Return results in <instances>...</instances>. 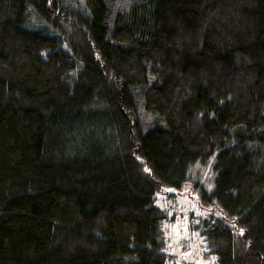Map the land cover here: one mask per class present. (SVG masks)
Returning a JSON list of instances; mask_svg holds the SVG:
<instances>
[{"label":"trees","instance_id":"1","mask_svg":"<svg viewBox=\"0 0 264 264\" xmlns=\"http://www.w3.org/2000/svg\"><path fill=\"white\" fill-rule=\"evenodd\" d=\"M184 196L264 264V0H0V264H179Z\"/></svg>","mask_w":264,"mask_h":264},{"label":"rangeland","instance_id":"2","mask_svg":"<svg viewBox=\"0 0 264 264\" xmlns=\"http://www.w3.org/2000/svg\"><path fill=\"white\" fill-rule=\"evenodd\" d=\"M159 206L169 208L174 212H179L180 217L177 222L169 230L170 250L171 254L177 259L179 264L183 261L191 264H213L214 259L204 261L198 256L200 251V243L197 235L190 231L188 216L192 213L198 215L196 206L191 199L184 197L177 198L176 202L173 199H162L159 197ZM197 257H193V254Z\"/></svg>","mask_w":264,"mask_h":264}]
</instances>
